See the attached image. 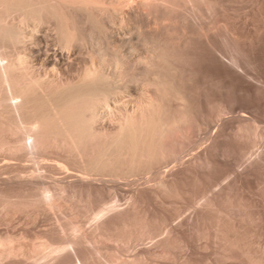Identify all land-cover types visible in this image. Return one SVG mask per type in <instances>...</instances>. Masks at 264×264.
<instances>
[{
  "label": "bare ground",
  "instance_id": "bare-ground-1",
  "mask_svg": "<svg viewBox=\"0 0 264 264\" xmlns=\"http://www.w3.org/2000/svg\"><path fill=\"white\" fill-rule=\"evenodd\" d=\"M105 2L0 0V161H6L0 176L8 175L0 177V226L30 224L0 230V264H264V238L255 241L264 237V192L259 206L251 195L256 176L264 174V130L256 127V113L240 109L228 118L227 106L220 105L217 128L202 132L197 110L176 81V64L193 40L212 42L213 30L177 11L196 8L210 18L218 0H136L155 26L139 21L128 37L110 32L114 18ZM109 2L118 16L126 8L122 0ZM255 3L252 18H259L257 29L264 33V0ZM222 24L229 63L241 71L239 26ZM50 25L60 51L48 49L44 28ZM87 39L94 48L75 77L47 74L67 69L69 51ZM126 93L131 108L120 101ZM247 151L248 164L233 162ZM26 160L56 164L36 162L23 175L13 162ZM171 160L176 168L162 171ZM46 172L60 177L49 180ZM106 174L114 184L150 174L154 184L150 176L142 184L125 181L134 187L124 197L103 186ZM220 174L228 182L211 192ZM196 203L190 218L178 220L183 208ZM54 213V224L35 228Z\"/></svg>",
  "mask_w": 264,
  "mask_h": 264
},
{
  "label": "rangeland",
  "instance_id": "rangeland-1",
  "mask_svg": "<svg viewBox=\"0 0 264 264\" xmlns=\"http://www.w3.org/2000/svg\"><path fill=\"white\" fill-rule=\"evenodd\" d=\"M106 1L107 2H105V5L110 10V12H108V10H107V13L106 14L109 15L108 17L110 18V20L112 18H114V19L111 20L110 25L111 26L113 25L114 27L113 26L112 27L115 28V29H113L112 27L109 28L110 32L113 30L112 31L113 34H115L116 32H119L120 36H124L126 34L129 36L130 33H131V35H135V34H133V33H136V29H135L136 27L135 26H137V25L139 26V24H140L139 21L140 22H143L144 25L146 23L148 24V22H149V28H153L155 26V25H153V24H155L153 22V20H150V18L146 17L143 14L144 10L141 9V8L139 9V6L136 4V0L134 1V5H133L134 7L131 6V7H133V10H135V9L137 10V11L136 10L134 11L136 13V15L132 11L130 5H127L128 3L131 4V2H128L127 0L126 1L124 0L125 1L124 2L122 0L121 6L123 5L122 7H126V8L129 7L130 8V12L132 14L126 8H123L125 10H123V12H122V9H121V13L119 14V16L117 15L119 12L118 13L117 12L115 13L114 11L112 12L111 9H113V8H112V6L111 7L109 6V5H111V3L109 2L110 0H106ZM108 2L110 4H108ZM255 2H256V0H250V1L249 0H242L241 2H238V3H235L232 0H218V4L216 5V9H215L216 10L215 15L213 17H210V18L208 17V15L206 16V14H205V12L203 10H200V11L198 10L199 11L198 12V11H196V8H190L189 7V9H187L188 7L187 8L186 7H181V8H179V10L180 9L181 10L183 9V10L182 11L181 10L180 11H177L179 16L180 15H186L187 14V16L190 17L192 15L193 16L192 19L193 18H196L197 22H199V24H197V25L198 26L200 25V27H203L204 26L206 28V27H208V24L209 25L211 24L210 26H213V30H214V31L212 30L210 32V37L212 39V42H209L211 40H209L207 42L206 39H203V37H201L203 39V41H202L201 38H197L196 37V39L193 40V43L190 46L192 48L189 47V49H187V51L185 53L186 56L185 55L183 56L184 57L183 60L181 59L180 62H178V63L176 62L177 63L176 64L177 65V69H178L177 70V74H176V81H177V83L179 82L178 84H180L179 86L182 88V90H184V92L188 93L189 100H190V104H192L193 109L195 108L194 111L197 110V112H195L196 114L198 113L197 116L199 117L198 120H197L198 121L197 123L200 126L202 132H205V131L212 132L213 130H215L217 128L216 127L217 125L215 124L216 123V116H215V113L216 112L215 111L218 109L217 107L220 106V105L227 106L226 109L228 111L225 109L226 114L224 116L225 117H228V118H233L234 116H236L237 115L236 112H238L240 109H248V108L254 109V112L256 113V120H257L256 121L257 123H255V124H257L256 127L258 126L260 128L259 129L257 127L259 131L264 130L263 129L264 128L263 127L264 126V35H263L264 33H260V31L257 29V28H259L258 26H260V24H261L259 18H252V14L255 11V8H256V5H257ZM114 3H116V2H114ZM132 4H133V2H132ZM135 5H137V6H135ZM138 11H140V12L142 11V14L139 13ZM179 12H181V13H179ZM185 12H186V14H185ZM200 13L205 14V15H203L201 17L200 16ZM246 13H247V15H246ZM122 14H123V16H122L123 18L121 19V15ZM247 18H248V20H247ZM229 19H231V21ZM236 19H237V23L235 21ZM121 20L122 21L124 20V21L122 22ZM224 20L226 22L228 20V23L232 24L233 26L236 25L235 26V29L239 26L236 30L238 31L237 33L240 36V39H239V42L240 43H239V45H240V48H241L242 52L240 50V54H237V55H240V58H239V56H238V58H239L240 61L241 60L243 61L242 63L240 62V64L242 65V64L245 63L244 64L245 66L243 65L244 67L242 66L240 68L241 71L240 70H237L236 68H234L232 70V66L229 63V59H228L229 57H228V55H230L232 53V50H231V48H228L229 46H227V44L225 45V42L223 40V37H221V36H224V34L222 35V33H223V30H222L223 29L222 28L223 24L222 23L225 24V21ZM232 21H233L234 24L232 23ZM257 21L259 22V24H258ZM119 22H120V24H119ZM246 23H248V25ZM255 23H257L258 25L255 24ZM244 24L247 26V28H246V26ZM254 24L257 25V26H254ZM205 25H207V26H205ZM47 26H46V28H44V31L47 33L46 35L49 36L50 39H51L49 41V38H47L48 39V44L50 43L49 46L47 45L49 47L48 49L50 50V48H52L50 51H54L55 49L57 51H60L59 50V46L57 48L56 47H53V46H57V44L54 45V43H53V42H55L54 41V32L52 31L53 26L52 25H50L49 27H47ZM146 29H147V27H146ZM248 29H249V32H248ZM260 34H261V36H259ZM251 39H252V41H251ZM87 40L84 43H82V44H76V45H74L72 47V50L70 49L71 51H69V52H71V53L68 54V55H70V56H68L69 57L68 59L71 60L72 62L69 63V65L67 66V69H64V70L59 71L60 73L58 71L55 72L54 69L53 70L50 69V71L49 70L47 71V72H49L47 74L49 76H53V75L59 76L60 75L59 78L64 79V80L65 79H72L71 77H75L76 76V73H77V70L79 71L82 68V64H83V61L86 59L85 57H86L87 53L90 52V50H92V48H94V44L91 43L93 41L89 42V39H87ZM257 40H259V41H257ZM211 45H212V47H211ZM84 48H86V49H84ZM216 48H219V49H216ZM210 50H212V51H210ZM215 51H217V52H215ZM220 52L224 53V55L222 53H221L222 54L221 55ZM217 53L220 55V57H219V55ZM223 58L225 59V61H223ZM226 60H228V61H226ZM226 62H228V63H226ZM34 63H35L34 66H36L37 69H38V66H40L39 65V61L36 60V61H34ZM38 70L41 71L40 73H43L42 69H38ZM51 70H52V72H55V73H52ZM57 72L59 74H57ZM190 88L192 90L189 92V89ZM126 94L125 95L122 94L121 96H119V97H123V95H124V97H125V98H123L125 101H123V99L120 100V101H122L123 103L125 102V104L128 103L127 106L129 108H131L133 106V104H132L133 102H131V100L128 97V94L127 95ZM126 98H127V100H126ZM228 105L229 106L231 105V106L234 107V108L231 109L232 110L231 112H229V106ZM200 117H201V119H200ZM102 119L103 120H106V121H103ZM102 119H101V121H103V122H107L108 121V118L106 116L105 117H102ZM207 127H209V128H207ZM255 149L256 148H251L249 150L250 151L252 150V152H253V150H255ZM250 151H247V153L243 155L244 157H242V160H241V158H240V160L234 159L233 162L236 163V164H238V165H241L240 163H242V162H243L244 165L248 164L247 162H249L248 159L250 157H247V155H249L251 153ZM192 152L193 151L191 150V151H189V153H188V151L186 153H184L185 155L182 154L183 155L182 159L183 160L187 159L190 156L189 154L190 153L192 154ZM251 155H252V153H251ZM244 158H248V159L247 160L245 159L246 161H244ZM0 162H1L0 164H2L3 162H6V161H0ZM7 162L12 163L13 161H7ZM15 162H16L17 165L15 164ZM18 162H20V163H18ZM36 162H37V164H40L39 162H41V163L42 162H45V163H48V164H56V161H31V160L14 161L13 162L14 164L13 163L12 164L15 165V166H17V168L19 167L20 170L22 169V171L24 173L23 175H25V173H27L26 175H28V173H30V171L32 172V170L34 171L37 168ZM166 163L161 167V168L164 167L163 168L164 170L161 169L162 171H165V170L167 171L169 169L173 170L174 166L176 168V166L178 165V164L176 165L177 162L172 161V160L169 161V162H166ZM21 164H23V166ZM72 173L77 174L74 171H72ZM4 175L8 176L7 174H4ZM51 175L52 176L54 175V176L51 177ZM57 175L60 177V175L57 174V173H49V172H46L44 178H47V179L50 180V177L51 178H54V177L57 178ZM220 175H218L219 177H221V178L218 177L220 180L218 179L219 181L218 180L216 181L215 185H213V187L211 188V192H216V190L219 191L218 188L221 189L223 187L222 185H224V186L226 185L225 181L228 182V179L226 180V178L224 179V178H222V175L221 176ZM3 176H0V177H3ZM151 176L153 177V175H150V174H147V175L146 174H137V175L130 176L129 177L130 179H128L127 181L130 182V180L132 178H135V179H137V183L140 184L141 183L140 182L141 180H142V182H145L146 181L145 178L149 177L148 179H151L152 180V182H149V184H152L154 181H153V178ZM258 176H256V178L257 177L258 178L257 179L255 178V181H254V184H256V185H253V188H252V191H251V195L254 194V197H256L255 200L257 199L256 202L259 199H262L260 197V195H262L263 192H264V190H263L264 189L263 188L264 187V184H261V183L259 184V182H262V181H260L261 178H262V180H264L263 179L264 178V174H261V175H258ZM110 177L111 176L110 175H107V174L104 175L103 178L101 177L103 179V186L105 184L106 185L105 188L106 187L108 188V189L106 188L107 191L110 189L109 190L110 193L111 192L112 193L116 192V193H120L122 195L123 194H126V196H127V194H129V192L134 187V185L131 186L130 183L127 184L126 183L127 181L126 180L123 181L122 179L118 180V182H116L114 184L113 180H115V179L113 178V180H111L112 177L111 178ZM44 178H43V180L49 181V180H46ZM135 179H134V181H136ZM105 181L108 184L104 183ZM119 181H120V183H119ZM132 181L133 180H131V182ZM109 183H110V186H109ZM117 184H119V185H117ZM257 184L260 186V188H259V186ZM261 187H262V189H261ZM111 188H112L113 191L115 189H118V190H115L113 192V191H111ZM130 188H131V190H130ZM120 190H121L122 193L121 192H117V191H120ZM253 191H254V193H252ZM123 196L126 197L125 195H123ZM123 201L121 200L120 202L121 203H124ZM259 201L262 202V200H259ZM259 201L257 202L258 203V206L260 204H262ZM202 202H203V199H200V203H202ZM197 203L200 204L199 201H197ZM197 203L193 207L192 206H189V207L187 206V208L186 207H185V209L183 208L184 210L182 209V213H180L179 219L176 217L175 220L176 221H177V219L180 220L183 217V215L187 216V217L184 216L183 218H190L193 215L195 209L200 206ZM262 205H260L261 207L259 206V209L260 210L262 209V207H264V203ZM191 208L192 209L194 208V210H192ZM190 212H191V214H189ZM57 214L58 213H54L53 214V219L54 220L52 219L51 221H43V223L42 222H39L38 224H36L35 228L36 229H44V228H46L49 225L50 222H51L50 224H54V222H56L55 221L56 220V216H54V215H57ZM90 220L91 219L88 220L87 225L90 224V222H91ZM176 221H174V222L176 223ZM92 222H93V220H92ZM6 225L0 226V230H5L6 227H7V229L13 230L12 227L13 228L14 227L15 228H19V227H17L19 225H20V227L21 226H23V227H29L30 226V224H26L25 222H21V221L19 222L18 220H16V222L13 223V226L11 224L8 225L9 227L11 225V228H8V226H6ZM164 235H165V232L161 236H164ZM254 237H256V239H258L260 236H258V237L257 236H254ZM262 238H264V237H260L259 238L260 240L258 239V241L257 240H255V241L256 242H260V241H262ZM148 241L149 240H147L145 242H148ZM263 241H264V239H263ZM263 241L261 242V244L264 243ZM261 244H259V245L262 246V247H264V245L263 244L261 245ZM181 251L178 250L175 253H178L180 255L182 253ZM175 263H176V261H175ZM223 264H224V262H223ZM225 264H226V261H225Z\"/></svg>",
  "mask_w": 264,
  "mask_h": 264
}]
</instances>
